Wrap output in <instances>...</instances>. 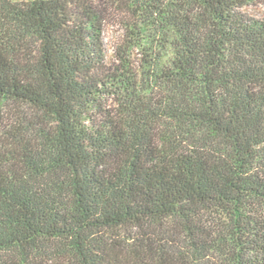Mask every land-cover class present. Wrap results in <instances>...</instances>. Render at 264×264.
<instances>
[{"label":"trees","instance_id":"obj_1","mask_svg":"<svg viewBox=\"0 0 264 264\" xmlns=\"http://www.w3.org/2000/svg\"><path fill=\"white\" fill-rule=\"evenodd\" d=\"M0 264H264V0H0Z\"/></svg>","mask_w":264,"mask_h":264},{"label":"rangeland","instance_id":"obj_2","mask_svg":"<svg viewBox=\"0 0 264 264\" xmlns=\"http://www.w3.org/2000/svg\"><path fill=\"white\" fill-rule=\"evenodd\" d=\"M117 34L118 32L116 29H110L108 30L106 37H105L106 48L108 51V58L110 60L113 59V45L115 43Z\"/></svg>","mask_w":264,"mask_h":264}]
</instances>
